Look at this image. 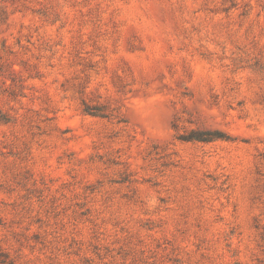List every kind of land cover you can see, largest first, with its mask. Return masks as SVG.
Returning <instances> with one entry per match:
<instances>
[{
  "label": "rangeland",
  "instance_id": "rangeland-1",
  "mask_svg": "<svg viewBox=\"0 0 264 264\" xmlns=\"http://www.w3.org/2000/svg\"><path fill=\"white\" fill-rule=\"evenodd\" d=\"M0 264H264V0H0Z\"/></svg>",
  "mask_w": 264,
  "mask_h": 264
},
{
  "label": "trees",
  "instance_id": "trees-1",
  "mask_svg": "<svg viewBox=\"0 0 264 264\" xmlns=\"http://www.w3.org/2000/svg\"><path fill=\"white\" fill-rule=\"evenodd\" d=\"M196 139H201V138H196Z\"/></svg>",
  "mask_w": 264,
  "mask_h": 264
}]
</instances>
